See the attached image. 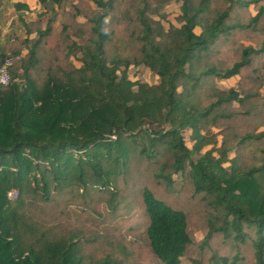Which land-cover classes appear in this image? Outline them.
I'll list each match as a JSON object with an SVG mask.
<instances>
[{
  "label": "trees",
  "instance_id": "1",
  "mask_svg": "<svg viewBox=\"0 0 264 264\" xmlns=\"http://www.w3.org/2000/svg\"><path fill=\"white\" fill-rule=\"evenodd\" d=\"M169 1L41 0L0 44V264H264L263 0Z\"/></svg>",
  "mask_w": 264,
  "mask_h": 264
},
{
  "label": "rangeland",
  "instance_id": "2",
  "mask_svg": "<svg viewBox=\"0 0 264 264\" xmlns=\"http://www.w3.org/2000/svg\"><path fill=\"white\" fill-rule=\"evenodd\" d=\"M178 6H179V3L177 1L171 0L159 12L152 13L151 17L159 20L164 28H166L169 24L177 26L179 24L176 20V15L178 14ZM2 10L3 9H0V11H2ZM254 10H255V8H250L248 11L251 13V12H254ZM10 15H11V12H8L7 9H4V12L2 14H0V44L5 46V48L7 49V52H9L11 50V47L14 43L11 40V36H18L19 38L25 37L23 30L16 23V18L14 17V18L10 19ZM44 20L45 19L43 18L42 21H44ZM78 20H81V19L78 18ZM3 30H5V31L3 32ZM195 31L198 32V29L196 28ZM84 38L85 37H82L81 39L83 40ZM120 47H121V53H124V51L126 50V49H124L125 47H122L121 45H120ZM21 51H22L21 54H24L25 51L23 49ZM124 54H126V53H124ZM60 61H61V63L66 64L65 57H62ZM68 62L72 63L75 66L78 64V61L76 59H74L73 57H69ZM64 66H66V65H64ZM118 73H119V70H118ZM126 76L131 81L145 82L149 85L154 84L157 81V76L152 71H150L146 66H144L143 64L130 65L126 69ZM235 80L236 79L234 77L229 78V79H217L216 85L220 88H228V87L234 85ZM188 134H189V130H182L181 131V135L183 136L184 143L189 147L191 145V141L188 139ZM208 147L209 146H205L202 149V151ZM191 157H192V159H194L197 157V154L193 153L191 155ZM7 196L9 199L12 200L16 197V192L11 190L7 193ZM129 213H130V209L128 210L126 216L124 217V219L122 221L123 222L122 225L125 227L129 223V220H128V218L130 216ZM139 233H140V231H139ZM193 234H194L195 239L201 238L200 230L195 229ZM141 243H142V241H139V244H141ZM181 264H187V261L183 260L181 262Z\"/></svg>",
  "mask_w": 264,
  "mask_h": 264
},
{
  "label": "crops",
  "instance_id": "3",
  "mask_svg": "<svg viewBox=\"0 0 264 264\" xmlns=\"http://www.w3.org/2000/svg\"><path fill=\"white\" fill-rule=\"evenodd\" d=\"M15 4H17L18 7ZM259 5H264V0L256 4H250L248 10L250 8H255V10L249 13L253 15ZM22 6L26 8L24 9ZM43 6L41 0H0V9H3L0 11V14L4 12V9H7L8 12H11L10 19L15 17L16 23L21 27L22 22L34 20L37 14L44 10ZM4 31L5 30H3V32ZM234 78L236 79V76H234Z\"/></svg>",
  "mask_w": 264,
  "mask_h": 264
},
{
  "label": "built area",
  "instance_id": "4",
  "mask_svg": "<svg viewBox=\"0 0 264 264\" xmlns=\"http://www.w3.org/2000/svg\"><path fill=\"white\" fill-rule=\"evenodd\" d=\"M10 60L5 59L3 63L0 65V85H6L9 82L8 75V66L10 65Z\"/></svg>",
  "mask_w": 264,
  "mask_h": 264
}]
</instances>
